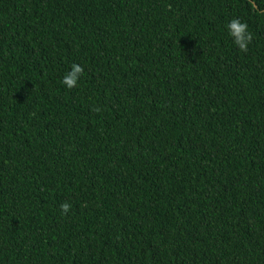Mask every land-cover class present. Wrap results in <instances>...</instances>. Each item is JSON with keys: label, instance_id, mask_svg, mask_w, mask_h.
Masks as SVG:
<instances>
[{"label": "trees", "instance_id": "1", "mask_svg": "<svg viewBox=\"0 0 264 264\" xmlns=\"http://www.w3.org/2000/svg\"><path fill=\"white\" fill-rule=\"evenodd\" d=\"M0 264H264V0H0Z\"/></svg>", "mask_w": 264, "mask_h": 264}, {"label": "clouds", "instance_id": "2", "mask_svg": "<svg viewBox=\"0 0 264 264\" xmlns=\"http://www.w3.org/2000/svg\"><path fill=\"white\" fill-rule=\"evenodd\" d=\"M228 31L233 38V43L238 47L241 52H247V46L252 40V33L248 31V25L241 22L239 19H233L228 24ZM84 68L81 65L73 64L71 70L66 73L61 83L68 89H72L77 86L79 77L83 74ZM61 213L67 214L71 208V205L64 202L60 206Z\"/></svg>", "mask_w": 264, "mask_h": 264}]
</instances>
